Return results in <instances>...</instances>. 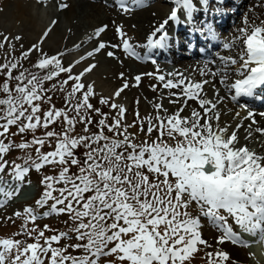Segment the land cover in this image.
<instances>
[{"label": "snow or ice", "instance_id": "snow-or-ice-1", "mask_svg": "<svg viewBox=\"0 0 264 264\" xmlns=\"http://www.w3.org/2000/svg\"><path fill=\"white\" fill-rule=\"evenodd\" d=\"M39 2L44 4L46 0ZM214 2L174 0L175 8L143 45L134 44L120 25L115 26L118 42H105L100 37L109 26H100L88 36L93 47L84 48L85 42L75 45L77 50H84L67 64L62 61L68 52L49 56L41 47L56 20L19 57L14 54L15 42L22 37L0 32V50H4L0 51V75L5 77L0 81V207L18 195L21 185L31 184L27 179L31 171L40 172L46 166L57 169L56 174L44 175L40 181L44 190L36 205L47 206L48 210L38 215L35 208L27 206L13 213L24 221L22 231L16 235L33 242L0 239V264H45V259L48 264H100L103 257H113L108 264H185L192 253L200 250L199 245L211 247L202 238L201 216L221 232L217 245L230 242L249 246L242 238L245 233L264 244V154L248 143L253 140L250 129L258 121L252 110L240 105L247 112L243 119L250 123L245 126L238 122L235 127L221 124L218 106L226 97L220 95L215 83L219 77V84L233 102L253 96L264 86V21L250 24L244 17V26L237 30L234 41L223 44L226 50L239 45V56L219 57L214 70L207 64L200 69L202 76L210 75L212 80L194 81L182 72L158 74L159 69L130 79L121 72L122 86L110 97L99 99L109 112L90 102L96 93L87 75L97 67L90 61L98 53L108 48L106 56L120 63L123 61L117 51L143 60L146 57L137 48L168 47L170 22L198 23L196 5L203 11L205 5ZM126 3L119 0L125 12L130 11ZM133 3L139 6L144 0ZM66 7L64 2L57 4L59 10ZM34 53L38 61L32 67L39 71L21 63ZM81 64L84 66L78 70ZM60 74H66V78L45 87ZM166 75L170 78L166 79ZM144 76L153 77L169 90V95L176 97L169 103L181 107L168 114L162 103L149 101L156 114L142 117L136 109L129 123L126 106L116 101L126 89L140 87ZM208 84L214 90L212 97L205 91ZM158 85L149 87L155 92ZM57 91L66 92L64 108L58 109L52 103V94ZM188 100H196L198 109L182 116L181 112L190 107ZM260 115L264 117V112ZM235 117H240V112H235ZM77 125H83L79 132ZM241 129H245L244 143L239 135ZM255 132L264 136V127H256ZM45 145L51 150L43 151ZM14 150L23 155L20 163L5 158ZM9 181H15V186ZM6 184L11 190L5 188ZM193 203L198 206L197 216L189 210ZM53 214L67 215L71 226L68 232L47 237L49 226L39 229L35 222ZM7 219L15 222L13 217ZM230 219L239 231L229 224ZM29 222L35 226L28 228ZM61 239H75L76 243L53 247ZM69 248L79 255L70 253ZM206 257L209 264H229L231 259L224 250L206 253Z\"/></svg>", "mask_w": 264, "mask_h": 264}, {"label": "bare ground", "instance_id": "bare-ground-1", "mask_svg": "<svg viewBox=\"0 0 264 264\" xmlns=\"http://www.w3.org/2000/svg\"><path fill=\"white\" fill-rule=\"evenodd\" d=\"M36 1L0 0V23H4L6 27H9L10 32L22 31V32H26L27 36L30 37L34 36L36 38L42 36L43 32L45 31V28L49 25L48 20L51 17L50 15L51 13L55 12V10L53 11L52 7L42 6V4L39 1H38L39 3H37ZM58 1L68 3L69 9H67L66 7V10H68L70 13V20L68 19V22L70 23V27L76 29L79 33H84L83 36H89L93 34L94 30L97 29L98 27L103 25H108L109 26L108 31L102 34L100 39H102L105 42L117 43L118 38H116L115 26L120 25L123 27V29L128 34V36L132 38V42L134 44H139V45L145 44L146 38L154 31V27H157L158 24L161 23L170 14V10H173L175 8L174 0H166L165 3H161L160 5H157V3L155 2L150 4L148 3V1L150 0H144V3L139 6L134 4L133 0H130V3H132V5H127V4L125 5V7L130 9V11L127 12L123 10V8L119 5L117 0H109V2L106 0H104L105 2L103 0H58ZM218 1L225 2L224 4H227L228 6L231 7L232 4L234 5V3H231L230 0H218ZM244 3L245 6H242V4ZM260 5H261L260 0H242L241 6L234 5L235 12H237L240 9L239 15L233 20V22L236 23V25L234 26H232V24L230 25L229 22L226 23L224 13L221 14L217 10L214 14H212L213 18L218 19L219 22L222 23L223 25L222 29H224V27H226L227 29L226 30L227 33L222 34L220 36L221 39L223 38L222 41L228 42L226 40L229 39V36H232L231 35L232 31H235L237 28L239 27L241 28L244 26L243 19L245 16H247L250 24L252 23L257 25L260 24L257 23L258 20L257 15L261 11L260 8L262 7ZM167 6H168V10H167ZM205 6H208L207 10ZM205 6L203 8V11H201L200 6L196 5L197 14L195 15V21L198 23L189 22L183 24H175L173 22H170V24L168 25L169 27L174 24L176 29L175 32H177L176 34L178 38L180 36L183 40L181 43L174 45V39L176 41H178L179 39L173 38V41L171 43L172 45L170 46L174 45L175 49L186 48L185 45L189 47L192 46V50H189L188 52L189 53L188 57L191 58L194 56H201V59L197 58L194 60L193 59L181 60V56H178L176 53H174V58H171L170 56L167 55L164 57V54L160 51L161 49L152 50L151 52L153 51H159V52H158V56L153 55V57H151L150 55H145L150 50L144 48L145 54L144 55L141 54V56H145L146 58L143 60H139V62L142 64L138 65L139 64L138 63L133 65L131 62H129L130 60L129 61L123 60V63L119 66V71L123 72L126 78L129 71L137 72L139 70H142L140 72H143V71L152 70L153 72L157 73V69H159L160 74H166L169 72H182L186 76H190L191 79L194 81L212 80L213 78L210 75L202 76L200 74V69H202L204 65L207 64L209 69L214 70L216 66L219 65L220 63L219 57H227V56L229 57L230 55L228 54L230 52L229 51L223 52V48L222 49L220 48L218 49L219 51H217L218 53L213 52L212 54H210V51L207 50H203L202 54L198 53L199 49L202 47V43L204 41H210L211 39L210 32H208L206 29L202 31L201 33L204 36V40H202L201 38L198 37V35H194L193 33H191V31L194 30V25H197V27L199 26V24L205 25V21L210 17V8H215V9L218 8L216 2ZM255 7L257 8L260 7V8L255 9ZM164 10H166L165 17L161 16ZM63 18L64 16L61 19L63 23L66 24L67 22L66 17L64 18V20ZM187 27H190L191 29ZM59 34H60V29L59 28L57 29L56 27L51 34L50 33L48 34L47 38L45 39V42L54 43L59 41ZM85 41L86 40L84 39H78L77 44H80L81 42H85ZM218 41L221 42V40ZM233 45H237V44H233ZM215 46H216V42H215ZM92 47L93 46H91L90 48L89 47L86 48L91 49ZM140 49L142 50L143 48L141 47ZM69 50L71 51L68 52L67 56L71 58V60L70 59L69 60L72 61L74 57L78 58L80 52L83 51L84 49L82 48L77 50L73 46ZM137 51L140 52L139 50ZM205 57H207L206 60H203V58ZM157 58L160 60L155 64L150 62L151 60H155ZM161 61H165V62L161 64L160 63ZM213 61L215 63H212ZM83 66L84 65L81 64L78 65L77 68L82 70ZM95 73L96 72L94 71L89 73L87 75V79H89L90 82L93 83L95 86L102 89L105 86L102 82H100L99 76L97 77ZM168 78L170 77L166 75V79ZM215 83H216V87L220 89V95L226 97L224 102L219 104L218 106L220 115L224 113V116L223 115L222 116L226 119V121H230V120L232 121L234 118H237V121L234 123L235 125L238 122H241L245 126H247L250 123V121L243 119V117L247 115V112L246 111L241 112L240 117H235L234 113L238 112L240 109L238 110V106H234L232 100L228 98L229 94L226 93L223 86L219 84V77L215 78ZM155 84L158 85V82H155ZM210 87L212 89V93L208 92V90L205 89L208 97H212L214 92L211 84ZM158 88H159V92H162L164 90L162 88V85H158ZM165 91L167 92V95L166 96L163 94L161 95L162 101H164L170 107H174V105L181 106V104L169 103L170 99L174 100L176 99V97L170 96L169 90L165 89ZM179 91L180 89H171V92H179ZM255 97H260V99L255 100L254 99ZM238 101L244 102V104L248 106V109L252 110L255 113V119L258 121V124L254 125L253 128L250 129V131H252L254 137H257L259 139L258 141H256V139L254 138L252 142H248V143L253 150L257 151L258 153L264 154V136H261L259 133L255 132L256 127H264V117L260 115L261 112H264V86H261L258 90H256L253 96L249 98L241 97L238 98ZM181 103H183V100L181 101ZM187 104L190 107L185 108L186 113L184 112V116L189 115L193 108L198 109V102L196 100H188ZM225 119L223 121H220V123L223 124L224 122H226ZM242 130L245 132V129H241L239 133L241 135H242ZM20 189H21L20 192L21 196H18L19 199L27 196L26 195L27 189L25 190V187ZM237 231H239V229ZM243 237L247 239L253 238L256 241L253 248L247 249V251L251 255V261L261 262L262 264H264V244L259 243L258 239L256 240L254 237H250L246 233L243 235Z\"/></svg>", "mask_w": 264, "mask_h": 264}, {"label": "rangeland", "instance_id": "rangeland-1", "mask_svg": "<svg viewBox=\"0 0 264 264\" xmlns=\"http://www.w3.org/2000/svg\"><path fill=\"white\" fill-rule=\"evenodd\" d=\"M31 1H36V0H31ZM38 1H36V2L39 3ZM106 1L109 2V0H106ZM154 2L157 3V5H160L161 3H165L166 0L148 1V3H150V4H152ZM58 3H60L58 0H50V1L46 0V3L42 4V6L52 7L53 11L55 10V12L51 13V15H50L51 17L48 20L49 25L51 24L50 22H52V20L57 21L56 25L52 28V31L50 32V34L53 32V30L56 27H57V29L58 28L60 29L59 41L54 42V43H46L44 40L43 44L41 45L43 51L48 53L49 56H51L57 52H61V51L69 52V49L77 44L78 39L86 40L84 43V48H86V47L90 48L91 46H93V42H88V36H83L84 33H79L76 29H73L70 27V23L68 22V19L70 20L69 11L66 10V8H64L61 11L58 10V8H57ZM260 3H261L260 6H262L261 8L255 7V9H259V8L261 9V11L257 15L258 16L257 17L258 18L257 23L264 21V0H260ZM66 4L68 5L67 2H66ZM242 6H245V3L242 4ZM67 9H69V7H67ZM167 10H168V6H167ZM165 11L166 10H164L162 12L161 16L165 17V15H166ZM62 15L64 16V18L66 17V21H67L66 24H64L62 19H61L63 17ZM161 16H159V17H161ZM64 18H63V20H64ZM60 19H61V21H60ZM250 22H253V21H250ZM49 25L45 28V30L49 27ZM234 25H236V23H232V26H234ZM239 28H237L235 31H232V33H231L232 36H229V39L226 41H228L229 43L231 41L233 42L235 37L238 35L237 30ZM154 29H155V27H154ZM226 30L224 31L225 33L223 32L224 34L227 33ZM0 32L7 34L10 37H15L17 35L22 37V39L20 41L15 42L16 49H15L14 54L16 57H19L22 51L30 48L33 44L37 43V41H39L40 38L43 36V34H42V36L36 38L34 36L33 37L27 36V33L22 32V31L10 32V28L6 27V25L4 23H0ZM116 38H117V35H116ZM230 38H231V40H230ZM0 39H3V37H0ZM218 40H221V42L218 41V47L213 51L215 53H218L217 52V51H219L218 49H220V48L222 49L223 47H221V46H223V44L226 43V42L222 41L223 38L221 39L219 37ZM222 42H223V44H222ZM145 43H146V40H145ZM21 45H23V48L20 47ZM140 48L139 49L137 48V50L140 51L141 50ZM6 49H7V46H6ZM0 51H4V50H0ZM105 51L107 52L108 49H104L101 53H98L90 61V62H94L97 64V67L93 71L96 72L95 74L97 75V77L99 76L100 82H102L105 86L102 89H100L94 85V90H95L96 95L93 98H91L90 102L93 103L96 107L101 108L105 113H107L110 111V109L106 106L99 104V99L101 96L110 97L117 88L122 86L123 81L119 78V74L121 73V71H119V66L122 63H120L117 60H113L111 58H108L106 56ZM228 51L230 52L228 54V55H230L229 57H238L240 47L238 45H233V47L230 50H226L223 48V52H228ZM234 51H236V52H234ZM117 55L120 57V60H122V61L123 60H128V61L130 60L129 62H131L133 65L138 64V63H139L138 65L142 64L139 61L135 60L134 58L131 59V57L130 58L127 57V55L124 54L122 51H117ZM213 56H215V55H213ZM124 58H126V59H124ZM212 58H215V57H212ZM69 59L71 60V58H69L66 55L63 58L62 62L67 64L70 61ZM190 59L194 60L197 58H189V59H182V60H190ZM36 61H38V56L34 53L29 59L23 60V61H21V63H23L25 68H28V69L33 71L34 68L32 67V65ZM0 62H3L2 59H0ZM160 63L162 64L164 62L161 61ZM77 69L80 70L79 68H77ZM34 70H37V69H34ZM5 71H7V70H5ZM140 71H142V70H139L137 72L136 71L135 72L129 71L127 78L130 79L131 77H133L137 74H142V73H156V72H153L152 70L143 71V72H140ZM16 74L17 73L14 71L13 75H16ZM158 74H160V73H158ZM65 78H66V74H60V76L57 78H54V80L52 82L46 83L45 87L50 86V83H57L58 81H61ZM87 82L91 83L89 79H87ZM155 82H157V80H155L153 77L144 76L143 80H142L143 84L141 83L140 87H138V88L132 87L130 89H126L121 94V97L117 99V101H116L117 103L123 104L127 108V113H126L127 122H129V123L132 122V120L134 118L133 114H134V111L136 109L139 110V113L142 117H146L148 115H155L156 110L153 108L152 104L149 103V101H152L153 103H162L164 108L168 109V114L175 113V111L181 107V106H176V105H174V107H170L168 104H166L164 101H162L161 95L163 94L166 96L167 92L165 91V89L162 92H159V88H157V91H155V92L152 91L151 88L149 87V83H150V85H157V84H155ZM205 89H207L208 92L212 93V89L210 87V84L205 85ZM65 95H66V92H60V91H57L55 94H52V103L56 106V108L60 109V108L65 107ZM138 99H139V104L137 105L136 101ZM235 105L238 106V110L240 109L239 105L244 106L243 103H239V102H236ZM44 107L46 108L47 105H45ZM244 111L245 110L241 108L238 112L241 113ZM184 112H185V109L183 112H181L182 116H184ZM163 114L164 113H161V115H163ZM222 115L224 116V113ZM222 115H220V121H223L225 119ZM95 119H98V117H95ZM225 121H226V119H225ZM236 121H237V118H234L232 121L230 120V121H226L224 123L231 124L233 127H235L236 125L234 123ZM109 123H111L110 120H109ZM52 127H57V126L53 125ZM82 128H83V125H77L76 131L79 132L82 130ZM11 131H16V129L12 128ZM93 131H95V129H93ZM130 131H134V129H130ZM39 134H40V130H38V132H37V135H39ZM244 134H245V132L243 130H242V135L239 134L241 137L242 143H244V141L242 139ZM109 135H111V134L109 133ZM154 137H155V134H154L153 138ZM254 138L256 139V141H258V139H259V138L253 136V139ZM15 139L17 141H19L20 137L17 136V137H15ZM252 141H249V142H252ZM49 150H51V149L47 145H45L43 151H49ZM80 151L82 152L83 150L81 149ZM5 158L8 159L10 162L12 160H15L17 163H20L23 159V155L20 151L14 150V151H11L9 154H7ZM56 172H57V169H54L52 166H46L45 168L41 169L40 172H36L34 170L31 171L29 177H27V179H30L31 184L30 185L29 184H23L20 186V188H23L25 186V190L27 189L26 193L29 192V195H27L24 198L22 197L20 199L18 198V195H15L10 201L5 203L3 207H0V239H4V238L18 239L16 233L19 232V230H21L24 221L20 218H16L15 216H13L14 212L22 211L27 206H31V207L35 208L38 215L42 214L44 211L48 210L47 206L45 208H39L36 205V201L41 198L42 190H43V187H42L40 181H41L42 177L44 176L43 175L44 173H46V174L47 173H55L56 174ZM5 179L8 180L9 178L6 176ZM12 182L16 184L15 181H12ZM5 188H7V187H5ZM0 202H3L2 197H0ZM51 203L52 202H50L49 205ZM189 210L191 211L193 216L199 215L198 206L195 203H193L191 205ZM8 217H13V220L15 222L13 223L12 221H9L7 219ZM200 219H201V229L200 230L202 232V238L205 239L211 245V247L205 248L203 245H199L198 248L200 250L192 253L190 255L189 259L185 262V264H209V259L206 257V253L210 252V253L215 254L218 250H224L230 254L231 259L229 261V264H262L261 262H252L251 261V255L247 251V248H243L240 245H234L230 242H227L224 245H217L216 240L221 235V232L218 231L217 228L215 226H213L211 221H209L207 218H204L201 216ZM229 224H232L234 230L236 229V226L233 224L231 219L229 220ZM35 225H38L39 229H43L45 225H48L50 230L45 232V236L50 237L52 235L59 234V232H62V231L68 232V229L71 226V221L67 215H63V214L55 215V214H53V215H50L48 218H38L37 221L35 222ZM35 225L33 223L29 222L27 226H28V228H32ZM237 230H238V228H237ZM33 235H35V233H33ZM69 235H72V234L69 233ZM41 243H43V241H41ZM71 243H76L75 239H71V240L61 239V241L58 244L54 243L53 247H63L65 245L71 244ZM68 251L70 253H72L73 255H79L78 252L73 251V249H71V248H69ZM49 256H50V253H49ZM112 259H113V257H103L100 260V264H108V261H111ZM45 264H48L47 259H45Z\"/></svg>", "mask_w": 264, "mask_h": 264}, {"label": "trees", "instance_id": "trees-1", "mask_svg": "<svg viewBox=\"0 0 264 264\" xmlns=\"http://www.w3.org/2000/svg\"><path fill=\"white\" fill-rule=\"evenodd\" d=\"M37 62V61H36ZM35 62V63H36ZM33 71H39V70H34L33 69ZM5 78L3 77V75H0V81H3ZM55 173H44L43 175H54ZM44 190V189H43ZM43 190H42V192H43ZM51 201H49V203H50ZM19 231H22V228H21V230H19ZM18 237V239L19 240H26L28 243H31L32 241H31V239L29 240L27 237H25V236H23V235H20V236H17Z\"/></svg>", "mask_w": 264, "mask_h": 264}, {"label": "water", "instance_id": "water-1", "mask_svg": "<svg viewBox=\"0 0 264 264\" xmlns=\"http://www.w3.org/2000/svg\"><path fill=\"white\" fill-rule=\"evenodd\" d=\"M252 242H255V241H252ZM248 248H253V247H251V246H248Z\"/></svg>", "mask_w": 264, "mask_h": 264}]
</instances>
